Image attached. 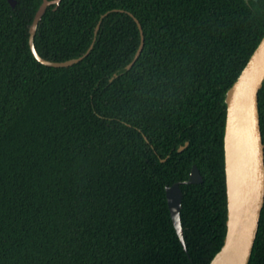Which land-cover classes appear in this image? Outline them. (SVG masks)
Listing matches in <instances>:
<instances>
[{
  "label": "trees",
  "instance_id": "1",
  "mask_svg": "<svg viewBox=\"0 0 264 264\" xmlns=\"http://www.w3.org/2000/svg\"><path fill=\"white\" fill-rule=\"evenodd\" d=\"M41 1L0 0V264H208L226 233L225 95L264 0H60L34 41L83 55L65 66L30 48ZM258 100L264 142V81ZM194 163L184 246L165 187ZM248 264H264V205Z\"/></svg>",
  "mask_w": 264,
  "mask_h": 264
},
{
  "label": "water",
  "instance_id": "2",
  "mask_svg": "<svg viewBox=\"0 0 264 264\" xmlns=\"http://www.w3.org/2000/svg\"><path fill=\"white\" fill-rule=\"evenodd\" d=\"M15 6L18 0H8ZM60 0H42L39 4L30 25L29 44L34 56L42 63L53 66H65L77 62L83 55L64 60H53L42 56L35 45L34 36L37 25L46 8ZM102 14L104 16L107 14ZM141 39L139 46L127 64L130 67L139 56L144 45V33L138 18ZM100 25H96L95 33ZM93 43L84 53L86 54ZM264 81V35L249 56L246 64L226 91V125L224 132V161L227 194V219L226 233L223 244L214 254L208 264H248L257 236L261 211L264 205V142L260 124V111L258 93ZM230 123V124H229ZM228 126L234 136V147L238 155L239 193L231 203L228 196V181L226 167L225 137ZM185 144L179 147L183 149ZM203 175L196 163L192 165L189 177L185 180L174 181L166 184V197L172 221L180 237L186 246L183 226L181 223V206L183 190L182 183L201 182Z\"/></svg>",
  "mask_w": 264,
  "mask_h": 264
},
{
  "label": "bare ground",
  "instance_id": "3",
  "mask_svg": "<svg viewBox=\"0 0 264 264\" xmlns=\"http://www.w3.org/2000/svg\"><path fill=\"white\" fill-rule=\"evenodd\" d=\"M230 124V123H229ZM225 148H226V167H227V181H228V196L231 203L238 196L239 193V174L238 164L239 159L234 147V136L232 134L230 126H228L226 137H225Z\"/></svg>",
  "mask_w": 264,
  "mask_h": 264
}]
</instances>
